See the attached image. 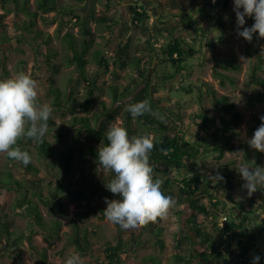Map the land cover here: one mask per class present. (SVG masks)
I'll return each instance as SVG.
<instances>
[{"label": "trees", "instance_id": "obj_1", "mask_svg": "<svg viewBox=\"0 0 264 264\" xmlns=\"http://www.w3.org/2000/svg\"><path fill=\"white\" fill-rule=\"evenodd\" d=\"M78 4L87 5V9L80 11L78 6L62 4V0H36L35 9L30 0H0V31L5 26L8 15L13 12V22L22 31V36L29 37L36 43L38 49L43 51L45 65L49 68V90L54 97L52 102L53 111H60L65 117L70 115L69 127L64 129L61 124L54 121L51 116L48 120L47 132L41 142H33L26 137L17 142V146L26 150L31 156V162L24 166L9 158V163L23 168L27 173L38 178V189L29 183L17 179L11 170L6 171L4 176L0 172V249L3 246L12 248L17 246V264H26L23 261L24 251L20 249L25 245L31 253L41 257L49 263L48 249L55 239H60L64 223L61 219L47 221L40 211V204L45 205L51 212H59L63 216H70V211L64 203L66 196L75 202L84 204L89 200V194L95 185L98 169L88 173L84 168H74L76 161L97 162L98 147L107 144L105 132L109 125L122 118V126L127 130L129 137L133 135L151 134L154 148L150 152V164H163L166 168L176 170L178 173L170 175L162 185V191L166 196H172L176 204L173 207L178 216L187 215L181 228L174 234L176 253L173 255L174 264H252L255 256L253 250L255 244L245 242L250 233V228L239 222L234 210L227 208L217 194L220 183L199 168L198 160L202 156L213 155L221 162L227 152L243 151L246 163L251 167L260 165L262 153L252 149L247 141L241 137L238 128L244 122V114L239 111L237 105L226 94H221L213 85L203 82L193 76V70L188 61L196 56L207 60V51L203 39L205 34L202 26L198 24L199 12L212 6L215 7L220 0L209 1L203 4L201 0H160L161 16L171 15L173 19L181 18V22L189 25L184 34L178 33V26L160 29L156 33L151 26V13L149 9L138 1L131 4L132 20L136 27L146 35L144 42H134V38L124 39L109 59L102 49H92L97 45V34L90 26L95 22L98 26L112 28L117 26L119 20L109 14H101L97 11V4L102 3L107 11L113 7V0H69ZM229 8V1L224 4ZM22 12L25 20H18V14ZM55 13L50 17L48 14ZM69 15L80 26V37L69 31L62 36L69 55L66 65L76 67V73L80 80L71 79L69 88L64 91L57 86L56 75L62 72V66L56 64L59 52L53 50L51 43L53 36L38 30L39 21L46 25L62 23L61 16ZM216 23L219 27H226L221 11L216 14ZM171 18V19H172ZM254 23V19L251 18ZM206 32V31H205ZM62 30H58L61 35ZM165 33L168 35L166 36ZM15 37L19 39L21 36ZM0 40L9 42L7 35H2ZM253 57V51L248 50ZM111 60V62H110ZM158 61L162 62L159 68H155ZM92 62L99 67L127 70L131 69L133 75L126 85L100 83V71L90 72ZM222 64L229 69L239 71L242 64L237 62V57L232 55L229 61L221 60ZM22 65L26 62L22 61ZM173 67L169 71L168 66ZM253 78L249 87L252 93L250 104L263 101L262 92L255 93L256 87L264 88V78L258 75L264 71V57L258 53L253 64ZM157 67V66H156ZM155 75H152L153 69ZM25 69V66H24ZM2 74L9 75L6 68L0 69ZM214 76L219 79L222 86L227 82L235 84L234 77L222 72L217 66L213 69ZM116 81L122 79L113 71ZM1 79V78H0ZM193 80V82H192ZM190 82L184 86V82ZM197 82V83H195ZM84 83V91L79 88ZM186 93L199 91L198 110L191 117L193 126L196 127V135H189L188 126L181 106L174 107L167 97H157L156 93L164 89L170 90L176 84ZM110 96L111 101L104 99ZM209 98L221 114L213 117L205 104ZM147 100L150 102L152 112L138 117L125 109L129 103ZM260 125L257 118L253 119ZM136 123L139 127L136 126ZM73 134L71 142L67 143V136ZM49 134H53L65 148L59 155H55L54 145L49 141ZM36 159L43 163L45 169L40 168ZM254 153L258 160L253 163ZM52 158V159H51ZM58 164L60 169H58ZM237 161L231 160L223 169V178L228 181L229 190L226 192L229 200L234 205L240 202L235 196L242 185L243 180L236 171ZM189 167V172L182 173L183 168ZM17 192V201L13 204L14 212L28 218V233H18L16 221L10 215L11 191ZM262 195L263 215L260 217V229L264 233V188L257 189ZM106 192H110L106 190ZM36 196V200L32 198ZM107 194V193H106ZM106 195L104 194V197ZM118 198L111 195L109 199ZM184 207L178 210L180 207ZM103 208H98L96 213L100 219H106ZM90 211L81 213L80 219H85ZM252 213V212H251ZM222 216H227L223 225L220 222ZM71 232L68 233L71 243L81 256L92 255L95 251L102 254L91 264H130L132 241L125 238L127 230L116 225L118 234L115 240H108L104 245L98 246L92 237L95 230L80 224L79 220L70 217ZM163 220L150 222L143 226L144 232L153 240V243L161 250L166 248L165 233L167 228L162 224ZM251 227V225H250ZM40 233L44 236L48 246L39 249L34 244V236ZM133 236V234H131ZM130 235V236H131ZM129 236V235H128ZM261 259L259 264H264V250L258 254ZM144 264H163V259L157 254H151L142 258ZM2 264V263H0Z\"/></svg>", "mask_w": 264, "mask_h": 264}, {"label": "rangeland", "instance_id": "obj_2", "mask_svg": "<svg viewBox=\"0 0 264 264\" xmlns=\"http://www.w3.org/2000/svg\"><path fill=\"white\" fill-rule=\"evenodd\" d=\"M30 1L33 9H35L36 0ZM136 1L145 5L147 9H149V12L151 13V26L153 27V31L155 33L158 30L157 27H160L159 30H161V28L165 29V24H170L167 26V28L178 26L179 34H184L186 30L190 28L189 25H185L181 22V18L173 19L169 14L166 15V18H163L159 9L160 6H156L149 0H113V8L110 11H107L102 3H98L96 8L99 13L115 16L119 20V23L117 26L107 28L98 26L95 22H90V26L98 36L97 45L94 46L91 53L93 50L102 49L104 50L105 55H107L110 59L114 55L115 49L124 39L132 37L134 38V42L137 43L144 42L145 39H147L146 35L142 34V31L136 27L132 20L130 6ZM201 1L203 4H207L212 0ZM226 1H229L228 9L224 7ZM182 2H184V0ZM62 4L78 6L81 12L87 9V5L85 4H78L69 0H62ZM233 8L234 0H220L215 9L214 7L210 6L207 9L199 12L198 24L202 26V31L205 34L203 42L207 51V60H205L203 58V54H201V56H196L190 59L188 61V65H190L193 70V76L203 82L210 83L221 94L228 95L231 100L236 103L238 110L243 112L244 122L240 125L238 130L241 133V137L247 141L253 136L255 130L259 127V125L255 123L253 119L257 118L258 121L261 122L260 117L264 116V99L262 102L256 100L254 104L251 105L250 101L253 95L249 89L254 73V60L257 58L258 53L264 57V53H262V49H264V39L259 38L258 33L253 35L251 42L246 41L243 37H239L237 35L236 15L233 11ZM218 11H221L223 20L226 23V27L224 28L219 27L216 23L215 18L217 17L216 14ZM0 13H4V10L1 8ZM13 15V12L8 15L5 26L0 31V37L2 35H7L10 38L9 42L0 40V69L4 67L9 72V75H4L0 72V78L7 79L19 72H25L26 74H29L37 82L38 103H47L51 106L54 97L49 90L48 80L50 78V71L45 65L43 51L38 49L36 43L29 37V34L24 36L21 35L22 31L13 22ZM48 16L53 17L55 16V13H50ZM60 18L62 23L57 22L53 25H46L40 20L37 26V31L40 30L45 34L48 33L53 36L51 47L53 50L59 52L58 58L54 59V62L62 66V72L55 76L57 79V86L62 88L64 91H67L69 84L71 83V79L76 78L75 80L78 81L80 80V76H78L76 73L75 65H66V58L69 55V51L62 40V36L69 31L73 32L79 37L81 33L80 26L76 25V21L69 15H62ZM18 20L20 23L25 20V15L22 12L18 14ZM245 20L246 24L244 26L251 27L253 24L251 17H245ZM58 30H62L61 35H58ZM240 30L242 31L243 29ZM19 35H21L19 39H15V37ZM248 50L253 51V57L248 54ZM232 55H235L237 57V62L242 64V68L239 71L229 69L228 67L226 68L221 62V60L229 61ZM241 57H244L245 61H242L240 59ZM22 61L26 62V65H22ZM161 65L162 62L158 61L156 64L157 67L155 66V68H159ZM215 66H217L222 72L233 76L235 84L227 82L226 86H222L219 79H217L213 74V69ZM155 68L153 69L154 71H152V75H155ZM98 69L100 71V83H106V87L117 82L123 87V85H126L130 81V76L133 75V71L131 69L120 70L116 68L108 71L105 67H99L95 64V62H92V65L90 66V72L96 71ZM166 69H169V71L174 70L172 65L168 66ZM113 71L122 77L120 81H116L112 75ZM258 75L264 78V71H259ZM190 82H184V86H188ZM174 84L176 85L173 87V90L164 89L161 92H157L156 96L167 97L169 99L168 101H170L174 107H183L182 111L185 116L184 120L186 126H188V130L191 133L196 132L197 129L195 126H193V121L190 119L199 108V91L195 90L193 93H186L184 89H181L178 83ZM79 90L82 93L85 92L84 83L81 84ZM257 92H262L264 98V88L257 86L255 93ZM104 99L109 102L111 101L110 96H105ZM204 102L209 108L213 117L221 114V112L215 108L209 98H206ZM51 116L53 117L54 121L58 124H61L64 129L69 127V120L71 118L70 115L64 117L62 112L52 111ZM115 123H119L122 126V118H119ZM136 126L139 127L137 123ZM48 139L54 145L55 155H59L60 152L65 148L64 143L60 142L53 134H49ZM72 139L73 134L71 133L69 136H67V143L71 142ZM236 152L239 153L237 154L235 152H227L225 159H223L221 162H218L213 157V155H204L198 160L199 168L203 172L209 174L211 178L217 173L223 176V169L225 166H227L229 161L236 160L238 165L241 163L247 164L243 157V151L240 150ZM257 160L258 155L257 153H254L253 163H255ZM34 162L40 168L45 169L43 163L36 159V153ZM259 166L264 167V153H262V160ZM57 167L60 169L59 164ZM74 168H84L88 173H93L98 169V175L92 192L89 194L88 202L79 204L69 196L64 198V203L70 211L69 217L63 216L59 212H51L45 205L40 204V211L47 221L61 219L64 223L61 238L55 239L53 245L49 246L48 257L50 264H63L64 259L70 252L79 254L76 251L75 246L71 243L68 234L71 232L70 217L79 220L80 224L84 227L87 226L89 229L95 230V234H93L92 237L98 246L104 245L108 240H115L118 234L116 225L110 223L106 219H100L99 215L96 213L98 208L106 209L107 205L105 203V198L109 199V196L111 195V192H106L107 189L105 184L107 181L105 180L103 173L100 171L99 165H95L94 161H86L85 163L76 161ZM153 168L154 172L157 171L160 176L166 172H172L163 164L154 165ZM9 170L13 172L17 179L29 183L35 189H38V178H36L35 175L27 173L18 165L9 163V158L7 155L0 154V172L4 176L3 173ZM104 194L106 195L105 197ZM1 196L2 189L0 188V198ZM11 196L12 200L9 204V211L12 218L16 221L15 230L18 233H28V218L19 216L14 212L15 210L13 208V204L17 201V192L12 190ZM32 198H34V200L37 199L34 194H32ZM85 210L90 211L89 215L85 219H80L81 213ZM186 218L187 215L182 217L178 216L174 208L170 209L168 218L164 219L162 223L167 228L165 234L166 248L164 250H161L153 243V240L146 232H144L143 227L139 229L127 230V235H125V238H128V240L133 242L131 245V253L129 255V263L144 264L142 263L143 257L151 254H157L162 257L163 264H174L173 255L176 253L174 234L181 228ZM258 218L260 217L256 216L252 219V222H254V220L258 221ZM131 234H133V236ZM34 244L39 247L40 250L48 246L44 236L40 233H37L34 236ZM16 247L17 246H13L9 249L6 246H3L0 249V263L17 264L16 257L19 254V249ZM20 249L24 251L23 261L26 264H47L41 257L31 253V251L27 249L25 245H22ZM79 256L81 257L83 264H91L95 257L102 258V254L99 253V251H95L92 255L90 254L81 256L79 254ZM193 264L200 263L198 261H194Z\"/></svg>", "mask_w": 264, "mask_h": 264}, {"label": "clouds", "instance_id": "obj_3", "mask_svg": "<svg viewBox=\"0 0 264 264\" xmlns=\"http://www.w3.org/2000/svg\"><path fill=\"white\" fill-rule=\"evenodd\" d=\"M233 11L239 37L251 42L253 35L258 33V37L264 39V0H234ZM245 17L254 19L251 27L244 26ZM240 59L245 61L244 57ZM37 97V82L25 72L0 79V154H6L24 166L31 162V156L17 146L18 140L26 137L33 142H41L53 111L47 103H38ZM125 110L134 118L152 112L147 100L129 103ZM260 120L259 127L247 143L252 149L264 153V116ZM105 137L107 144L98 147L97 162L107 181L106 189L119 196V199L105 198L107 207L103 212L106 220L124 230H133L158 219H167L176 201L162 191L163 180L154 178L149 156L154 148L151 134L129 137L123 126L112 123ZM236 171L245 181L243 188L249 196L258 187L264 188V167L241 163ZM212 178L217 183L224 179L219 173ZM260 259L259 255L254 256L252 264H259ZM63 264L83 262L79 254L70 252Z\"/></svg>", "mask_w": 264, "mask_h": 264}, {"label": "crops", "instance_id": "obj_4", "mask_svg": "<svg viewBox=\"0 0 264 264\" xmlns=\"http://www.w3.org/2000/svg\"><path fill=\"white\" fill-rule=\"evenodd\" d=\"M149 1L153 2L156 6H160V0H149ZM159 9H160V7H159ZM169 25L170 24H165V28H167V26H169ZM161 29H163V28H161ZM165 35L167 36L168 34L165 33ZM170 90H173V88L171 87ZM189 135H190V137L191 136L194 137V135H196V132H192V133L190 132ZM154 165H161V164H154ZM154 165H152V166H154ZM169 169L172 171V172H170V175H172V176L178 173L176 170H172L171 168H169ZM182 170H183L182 173L186 174L189 172V167L183 168ZM154 174H155L154 178L159 177L160 179L163 180V182L168 177V175H167L168 172H166L162 176H160V174L157 171H155ZM219 183H220V186L217 189V194L222 199L223 204L227 208L234 210V213H235L236 217L239 219V222L244 226L243 228H250V233H249L248 237L246 239H244L245 242H247L248 244H251V243L255 244V247L253 250L255 256L258 254H261L264 250V233H262L261 229H260V218H258V221L254 220V222H252V219L255 218L256 216L261 217L263 215L262 195L257 190L256 192L252 193L249 196L247 193V190L243 188V184L245 183V181H243L241 187L239 188V190L237 191V194L235 195L238 198L240 204L234 205V203H232L229 200V198L226 194V192H228V190H229L228 181L223 180ZM183 208L184 207L182 206L178 210H181ZM184 216H186V215H184ZM250 225H251V227H250Z\"/></svg>", "mask_w": 264, "mask_h": 264}, {"label": "built area", "instance_id": "obj_5", "mask_svg": "<svg viewBox=\"0 0 264 264\" xmlns=\"http://www.w3.org/2000/svg\"><path fill=\"white\" fill-rule=\"evenodd\" d=\"M227 220V216H223L222 218H221V223H222V225L224 224V222Z\"/></svg>", "mask_w": 264, "mask_h": 264}]
</instances>
